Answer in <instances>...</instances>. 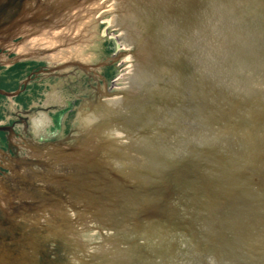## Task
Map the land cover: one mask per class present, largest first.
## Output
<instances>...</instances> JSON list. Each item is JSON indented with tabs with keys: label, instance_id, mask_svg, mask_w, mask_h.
<instances>
[{
	"label": "water",
	"instance_id": "water-1",
	"mask_svg": "<svg viewBox=\"0 0 264 264\" xmlns=\"http://www.w3.org/2000/svg\"><path fill=\"white\" fill-rule=\"evenodd\" d=\"M76 8L40 43L91 60L110 16L131 70L23 177V264H264V0H0V41Z\"/></svg>",
	"mask_w": 264,
	"mask_h": 264
},
{
	"label": "flooded vegetation",
	"instance_id": "flooded-vegetation-1",
	"mask_svg": "<svg viewBox=\"0 0 264 264\" xmlns=\"http://www.w3.org/2000/svg\"><path fill=\"white\" fill-rule=\"evenodd\" d=\"M31 31L33 29L17 33L8 43H0V89L7 94L17 91L10 96L0 93V264H17L21 261L18 248L29 243L26 242L28 235L37 236L35 232H24L23 220L17 223L23 214L22 201L28 196L17 192L22 186L23 177L32 180L34 175L39 174L40 166L47 163L46 159H40L41 152H48L40 149V143L58 136L65 137L70 130L71 109L79 100V95L85 89L92 91L105 81L112 86L118 67L109 58L112 46L105 45L102 40L98 47L92 48L97 57L91 62L101 63V67L81 72L77 66H73L67 72H50L55 64L50 60L52 48L35 44ZM55 77L73 79L71 87L67 84L68 96L64 103H52L50 96L43 97L45 101L41 98L36 102L40 89L48 86V81ZM39 114L42 117L38 121L36 118ZM7 187L16 192L6 194ZM11 247L17 248L16 262H8L14 257L13 253L7 251Z\"/></svg>",
	"mask_w": 264,
	"mask_h": 264
},
{
	"label": "rangeland",
	"instance_id": "rangeland-1",
	"mask_svg": "<svg viewBox=\"0 0 264 264\" xmlns=\"http://www.w3.org/2000/svg\"><path fill=\"white\" fill-rule=\"evenodd\" d=\"M106 10H110V6H108V8ZM106 10L104 9L101 12H105ZM104 22H105V25H99V35L101 33L111 32L112 28L114 27V25H113L114 23H113L112 18L108 19V18H106V16H104ZM115 33H116V31H115ZM115 33H113L109 42L117 40ZM55 49L56 50L53 54V57H54L55 61L58 62V61H62V60L70 58L71 53L80 52V45L59 47V48H55ZM118 73H120V70H118ZM78 76H81L80 73H78ZM48 82H49V85L44 87L41 90V92H42L41 94H43V97L44 96H46V97L47 96H53L54 99H60L61 100L63 97L68 96V88H69V86L71 87V83L73 82V79H72V77H70V78H53L52 80H50ZM67 84L69 86H67ZM72 88H74V86Z\"/></svg>",
	"mask_w": 264,
	"mask_h": 264
}]
</instances>
